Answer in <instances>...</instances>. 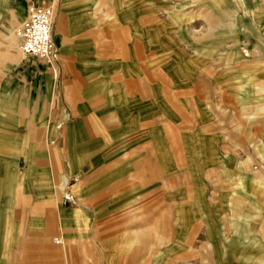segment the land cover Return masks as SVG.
<instances>
[{"label":"rangeland","instance_id":"rangeland-1","mask_svg":"<svg viewBox=\"0 0 264 264\" xmlns=\"http://www.w3.org/2000/svg\"><path fill=\"white\" fill-rule=\"evenodd\" d=\"M50 2L0 0V264H264V0H56L48 64L16 30Z\"/></svg>","mask_w":264,"mask_h":264},{"label":"crops","instance_id":"crops-1","mask_svg":"<svg viewBox=\"0 0 264 264\" xmlns=\"http://www.w3.org/2000/svg\"><path fill=\"white\" fill-rule=\"evenodd\" d=\"M55 3H56V0H51L50 5L53 6V8H54ZM55 37H56V40L58 41V36H55ZM2 42H3L2 46L9 48V46L11 44V42L9 41V38L2 40ZM7 54L8 53H4L3 56H5V55L7 56ZM21 75L24 77L23 83H25V84H31V80L35 76L32 71H26L25 73H21ZM53 75L54 76L56 75L55 69L53 70ZM55 78L56 79L53 81V84L51 87V93L53 96L55 95L57 90L59 91L60 85L63 84V82H65V80L68 79L66 73L61 72V71L57 74V77H55ZM40 79L42 80L41 77H40ZM90 95H91V93L89 92L86 94V97L90 98ZM110 112H112V111H110ZM64 119H65V117L60 116L58 121H62ZM53 125L54 124L52 123V126H51L50 122L47 121L45 124L46 127H43L40 131V135L44 139V142L46 143V146L45 145L43 146L44 152H45V150H48L51 152V156L48 159V164H51L53 167H58L62 162V157L59 155V152L61 149L59 148V145H58V141H59L60 137H62V141H63V145H64V156L63 157H65V160H64L65 163H67L68 166H71L77 162L81 163L82 158L79 160V159H75L73 156L75 155L76 150H79L81 148L80 140L82 137V133L85 130V125L83 124V122L81 120L73 121L70 123L67 122L66 124L58 127L57 129H55L56 126L54 125L55 127H53ZM48 138L55 140L56 145L55 146L48 145L47 141H46ZM33 149L36 150L37 147H33ZM39 149L43 150L40 147H39ZM45 161L46 160H43V163ZM84 162L85 161H83L82 163H84ZM227 170H229V169H227ZM74 171H75V173L77 172L76 174L78 175L79 172H82V167H80V168L76 167V169ZM75 173L73 175H75ZM232 174H233V171H228L227 177H231ZM69 175L73 176L72 173H70ZM234 176H236V175H234ZM66 181H67V177H63V181H62L61 188H60L63 193H65V191H64L65 190V184L64 183H66ZM224 188H225V186H220L221 191ZM224 196H225V194L220 195L221 203H223L222 197H224ZM241 199L242 198L240 195H238V193L235 196H232L230 198L229 202L232 205L231 211L240 212L241 208L239 207V203H241ZM78 207H80V206H78ZM104 207H107V205ZM104 209L108 212L112 210L111 208H104ZM214 209H216L215 206L208 205V206H206V208H203L202 214H204L206 216H210V214L212 213V210H214ZM66 217L68 218V215H66ZM113 222L114 221L111 220V222H109L107 224L106 231L110 230ZM134 227L135 226L132 225L127 229L132 230ZM108 232H110V231H108Z\"/></svg>","mask_w":264,"mask_h":264},{"label":"built area","instance_id":"built-area-1","mask_svg":"<svg viewBox=\"0 0 264 264\" xmlns=\"http://www.w3.org/2000/svg\"><path fill=\"white\" fill-rule=\"evenodd\" d=\"M54 8L50 4H30L26 17L16 30L17 48L22 56L50 63L55 52L53 40Z\"/></svg>","mask_w":264,"mask_h":264}]
</instances>
